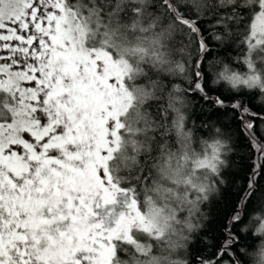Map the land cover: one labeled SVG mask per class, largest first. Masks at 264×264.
Masks as SVG:
<instances>
[{
	"label": "snow or ice",
	"instance_id": "obj_1",
	"mask_svg": "<svg viewBox=\"0 0 264 264\" xmlns=\"http://www.w3.org/2000/svg\"><path fill=\"white\" fill-rule=\"evenodd\" d=\"M233 49L264 71V0H0V264H244L264 95L217 87L210 54ZM208 128L247 183L219 148L211 182L188 168ZM229 183L214 232L204 207Z\"/></svg>",
	"mask_w": 264,
	"mask_h": 264
},
{
	"label": "clouds",
	"instance_id": "obj_2",
	"mask_svg": "<svg viewBox=\"0 0 264 264\" xmlns=\"http://www.w3.org/2000/svg\"><path fill=\"white\" fill-rule=\"evenodd\" d=\"M168 58L176 62H180L181 60L179 53L171 49H168ZM246 59V57L239 59V62L244 65V69L242 70L236 67L233 62L224 58H218V62L214 63L211 69L213 78L219 82V85L222 84L227 89L233 91H257L259 94L264 95V71L250 69L246 63ZM202 140L204 143H200L197 139L194 142L193 148L190 149L188 168L195 167L194 161L207 160L209 167L201 169L199 174L206 175L208 182H211V165L217 164L219 166L218 161L213 160L215 150L219 148V159L223 160L226 165L228 162L226 157L230 154V146L225 142L224 137L216 136L215 134L210 137H204ZM220 144H223V147H220ZM244 227L246 231H250L253 237L256 238L255 245L245 251L247 264H264V201L261 202L257 211L251 214L248 223ZM179 251L180 248L177 247V255L174 258H180L178 255Z\"/></svg>",
	"mask_w": 264,
	"mask_h": 264
},
{
	"label": "trees",
	"instance_id": "obj_3",
	"mask_svg": "<svg viewBox=\"0 0 264 264\" xmlns=\"http://www.w3.org/2000/svg\"><path fill=\"white\" fill-rule=\"evenodd\" d=\"M239 55L240 53L237 52L235 49H233L229 51L227 55H225L223 51H220V52L210 54V57H215L217 59L224 58L230 62H233L236 67L243 70L244 65L241 64L238 59H234V57H237ZM179 56L181 57V54H179ZM177 82H179V80H177ZM217 87L223 91H231L230 89H227L222 84L218 85ZM240 91L244 93H249V91L247 90H240ZM249 94L254 95L256 97L257 102H259L261 94H259L257 91H251ZM192 104H195V100L192 101ZM192 111L193 109L190 108L189 113H191ZM196 112H197V116L194 118L198 120L199 110L196 109ZM215 115L217 114L213 113V116ZM212 135H214V133L212 132L210 128L202 129L199 131L197 139L200 140L204 137H210ZM241 142H243V136H241ZM237 148H238V145H234L233 151L228 155L229 164L234 165V166H242V167H240V170L238 172L236 171L235 167H233L231 169V175L233 179L241 180L244 183H247L246 172L248 171V168H249L248 164L246 163L247 158L244 156L242 152L238 154ZM261 184H264V178H261ZM221 187H222V193L214 194V196H216L215 199H213V197H210L209 202H206V207H204V210L206 212L208 211L209 208L211 209V215L214 217V222L211 225V227L214 232H219V230L224 227L227 216L231 212L232 208L236 206V196L233 194L230 183L225 184ZM221 195H222V198H220ZM261 202L262 201L258 193L257 196L253 198V202H250L246 215H244L241 224L238 225V227L241 229L240 235L242 237V240L239 241L238 243H239V246L245 251L246 249H250L255 245L256 238L253 237L250 231H245L244 226L248 223L251 217V214L257 211V209L260 207ZM195 235H198V233L194 234V236ZM198 250H202V249H198ZM244 264H247L246 255H244Z\"/></svg>",
	"mask_w": 264,
	"mask_h": 264
}]
</instances>
